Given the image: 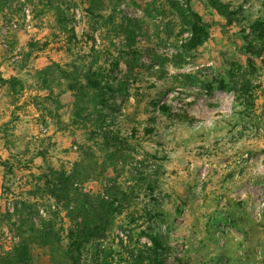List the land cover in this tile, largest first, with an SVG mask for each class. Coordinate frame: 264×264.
I'll return each instance as SVG.
<instances>
[{
    "label": "rangeland",
    "instance_id": "obj_1",
    "mask_svg": "<svg viewBox=\"0 0 264 264\" xmlns=\"http://www.w3.org/2000/svg\"><path fill=\"white\" fill-rule=\"evenodd\" d=\"M214 1L238 14L229 22ZM88 5L65 0L66 30L53 11L26 0L0 10V76L20 83L15 93L0 81V259L43 222L77 264H264V62L244 49L247 42L264 49L250 28L264 27V0H100L97 17ZM189 9L210 37L186 52ZM247 57L257 69L250 76ZM90 62L110 75L118 135L86 134L66 82H57L60 71ZM42 76L56 80L44 87ZM147 126L154 132L142 135ZM104 137L122 152L114 161L97 148ZM85 148L106 165L75 185L90 195V211L103 212L111 190L124 197L104 237L77 249L69 237L81 216L70 218L41 187L44 175L69 171ZM144 212L156 217L151 227L166 246L158 263L145 253ZM49 255L31 245L29 264H51Z\"/></svg>",
    "mask_w": 264,
    "mask_h": 264
},
{
    "label": "trees",
    "instance_id": "obj_2",
    "mask_svg": "<svg viewBox=\"0 0 264 264\" xmlns=\"http://www.w3.org/2000/svg\"><path fill=\"white\" fill-rule=\"evenodd\" d=\"M17 1L18 0H0V10L3 9L5 5L11 7L12 4ZM26 1L30 4L34 3L39 10L40 8H43V10L53 11L56 22L66 30L69 19L65 15V9L63 8L65 0ZM184 1L186 4L189 3V0ZM99 4L100 0H89V5L86 9L88 14L97 17ZM212 8L216 12L220 13L222 17L226 18V20H229V22L232 20L234 15L238 14L236 10L230 11L227 6L217 1L212 3ZM176 11L185 15L184 11L178 6ZM188 11V16L183 17L184 20H186L184 21V26L190 34L189 38L183 45L186 52L201 47L210 37L207 26L202 21L201 17L191 9ZM250 28L257 31L258 38L262 39L264 37L263 23L259 26L258 24H254ZM124 32L128 35L129 42L132 43L134 39L133 31L125 28ZM244 49L247 54H253L256 52L255 57L257 59L261 58L264 62V49L261 47L256 50L251 42H247ZM246 63L251 71L249 74L247 73V75L250 76L256 72L257 69L255 68L254 61L251 57H247ZM109 78L110 75L104 74L103 71L95 65V63L90 62L87 66L74 65L71 67L70 71H60V76L57 79V82L59 83L61 82V79L66 82L63 93H70L71 99L73 100L72 106L74 109V116L80 120L81 128L86 131V134L93 137L97 134L94 130H100L103 128L108 129V133L112 136L118 135V126L114 125L116 122L113 123V119L108 112L114 109L115 106L113 99L107 96L109 91H113V84L107 81ZM55 80L56 79L51 78L49 81L44 76L40 78L44 87H48L49 84ZM0 81L3 85L7 84L10 90L15 93L18 91L17 89L20 83L17 79L3 81L0 76ZM241 87V93L248 94L250 90L249 80H243ZM55 103L58 105L60 104L57 100ZM86 105L91 106L92 109L87 110L88 107ZM92 110L95 112L93 113ZM162 110H165V108L162 107ZM91 127L93 128V131L89 129ZM112 128H115V130ZM154 130L155 129L152 127H143L142 135L152 134ZM136 134L137 130L133 128L130 131V135L135 137ZM97 148L102 151H106L109 161H114L122 153L114 146V143L110 139L105 137L102 138V141H100V144L97 145ZM82 156L83 157L73 163V166L69 171L64 169L56 171L51 170L48 175H44L42 177L43 182L41 187L43 192L54 201L55 205L64 209L70 218L74 219L77 218V216H81L79 226L76 231L70 233L71 235L69 237L72 244L71 246H74L77 249L91 243L92 241L101 240L104 237L111 223V216L118 212V209L114 207V202H120L122 201L121 198L124 197L123 193L117 190H111L107 193L109 195L108 199L111 201L110 203H108L109 201L100 200L101 203L104 204V211L101 213L91 212L90 210H93V201L90 195L77 191L75 185L76 183H84L104 174L106 170L104 167L106 165L103 164L104 167L99 168L98 165L93 162L92 153L87 148L83 149ZM6 165L7 162L4 161L3 166L6 167L8 171H11V166ZM149 188L151 187L149 186ZM144 217L145 219H148V227L146 228L145 233L151 241V246L145 248V253L149 258V263H158L157 259L166 249V246L161 237L157 235V229L151 227V220L156 219V217L150 215L148 212H144ZM37 229L30 228V234L28 236L30 240L28 243H23L16 247L13 254L2 257L0 259V263L29 264L31 260V245H35L46 248L49 251V261L51 264H68V261L71 264H77V259L70 253L69 248L67 251V249H64V247L60 245V237L58 236V233L50 227L49 223L42 222L40 224V229Z\"/></svg>",
    "mask_w": 264,
    "mask_h": 264
},
{
    "label": "crops",
    "instance_id": "obj_3",
    "mask_svg": "<svg viewBox=\"0 0 264 264\" xmlns=\"http://www.w3.org/2000/svg\"><path fill=\"white\" fill-rule=\"evenodd\" d=\"M0 188H1V177H0Z\"/></svg>",
    "mask_w": 264,
    "mask_h": 264
}]
</instances>
